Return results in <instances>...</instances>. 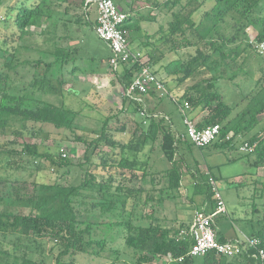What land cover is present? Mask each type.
Instances as JSON below:
<instances>
[{
  "label": "trees",
  "instance_id": "16d2710c",
  "mask_svg": "<svg viewBox=\"0 0 264 264\" xmlns=\"http://www.w3.org/2000/svg\"><path fill=\"white\" fill-rule=\"evenodd\" d=\"M147 1L153 8H159L161 11L165 9L170 13L166 16L172 19L168 22L167 37L172 42V49L193 48L195 50L194 54L187 59H176L163 67L167 77L172 79L178 87L194 82L179 98H172V102L179 109L183 124L184 103L187 102L190 105L187 111L189 116L191 112L198 109L206 112V116L197 124L199 129L212 125L221 126L219 140L208 147L199 148L200 150L232 151L236 149L239 140L252 134L264 119V55L258 52L256 45L254 47L250 43L236 45V35L226 38L219 29L228 17H232L240 23L239 30L242 28L245 30L247 26L254 28L256 44H263L264 14L260 13L264 9V0ZM209 1L213 2L212 8L202 13L197 21L196 15H200ZM89 8L86 6V0H19L15 6L7 9L2 22L6 25L9 22L12 23L17 31L15 33L17 38L21 40L31 37L32 33L29 28L40 29L42 35H47L46 41L54 45L53 50L48 51V54L54 56L55 59L51 62L42 59L33 61L36 72L32 82L16 91L11 85L12 79L8 71H14L21 65L31 64V61L18 62V40L13 41L15 44L12 48L8 39H1L0 50L4 58V68L7 71H0V134L10 133L14 138H19L24 134L35 136L37 131L28 129L29 123L51 125L58 130L74 132L79 113L67 108L63 101L56 104L47 101L43 96L55 95L60 91L54 86V80L61 84V89L66 87L67 80L64 72L67 68L74 66L71 74H75L80 69L76 65L79 49L75 48V41L69 37L68 46L62 48L56 41V32L60 23L64 28H68L69 23H74L73 18H76L75 23L94 26L95 31L97 20L94 23L90 20ZM176 8L178 10L174 11ZM126 14L129 15L128 19L121 25V28L127 31L131 43L134 33L142 30L145 17L134 15L132 12ZM251 53L258 60V68L254 71L250 70ZM151 56L150 64H158L154 55ZM110 58L111 55L103 60L109 63ZM138 69L137 66L125 65L121 72H114L110 67L111 73L116 76V80L122 86L123 106L119 113L103 121L100 135L93 139L89 146L96 149L103 145L112 150H119L120 153L139 154L144 152L149 142L154 144L161 137V151L165 160L171 164L164 175L168 186L161 192L162 195L169 196V192L179 191L183 186L186 167L183 157L184 150L192 154L196 146L186 137V130L182 134L174 133L171 119L167 120L169 114L166 109H164L165 113L161 112L164 113L163 117L146 116L145 119L149 122L147 129L144 128V123H137L128 117L121 119L120 115L128 116L134 111L138 113L139 106L146 107L147 101L152 99L155 101L157 99L154 109L159 110L164 98L171 96V90L165 93V96L151 90L139 95L143 102H134L126 95V90ZM240 70L251 76L255 84L250 93L241 100L246 101L245 107L235 114L237 106L225 103L223 94L215 89V84L222 80L234 82ZM78 140L82 139L78 138ZM243 144H248L253 148V152L248 155H257V160L253 165L257 169L264 167V132L254 133ZM0 154H7L11 158L10 163L21 160L25 155L33 157L35 161L50 160V156L40 153L37 146L23 144L21 150L17 149L15 139L10 143H0ZM112 155H101L100 163L95 165V173L88 170L83 182L77 186H66L59 183H28L11 178L0 179V234L4 239L13 237L17 242V245H14L10 251L4 249L2 241L0 254L3 257L14 255L17 261L20 257L21 264H46L45 260L36 263L34 255L37 254V250L43 249L42 245L35 246V244L48 241L52 245L49 258L54 259L55 252L58 253L55 264H61L62 258L80 254L102 256L107 249V241L93 236L94 224L81 219V206L86 205L88 199H92L90 207L88 208L89 205H87L85 208L87 213L99 209L101 214H106L119 206L127 212V201L137 198L145 191L142 185L132 187L131 184L135 180L142 182L150 175L147 171L139 169L136 162L124 157L116 159ZM58 165L70 166L61 157ZM195 165L198 168L195 171L196 180L191 184L193 194L203 196L202 204L206 203L208 206L206 212H213L215 200L209 180L214 178L216 181V178L210 172L199 169L197 161ZM98 177H101V180ZM154 180L152 176L150 182L154 184ZM153 199L148 196L145 204ZM159 202L163 203V196L159 198ZM128 213L134 218L132 212ZM226 215L216 218L217 228ZM147 218L150 220L147 226H144L145 224L136 225L134 219L131 218L128 221L108 222L113 224H109L110 229L113 226L125 228L124 242L129 249L135 252L136 264H154L156 258L169 256L176 260L170 264L193 263L197 257L186 258L192 245L190 239L179 236L187 225L182 223L177 228H167L157 223V219L152 215ZM108 223L105 221L99 224ZM257 230L250 236L258 238L264 248V226L260 225ZM218 236L222 242H226L219 230ZM181 257H185V260L178 262L177 259ZM203 257L204 264H231L234 259H245L250 264H264L258 263L248 255L229 259L218 258L211 253ZM228 260L232 261L228 262Z\"/></svg>",
  "mask_w": 264,
  "mask_h": 264
},
{
  "label": "rangeland",
  "instance_id": "374dc122",
  "mask_svg": "<svg viewBox=\"0 0 264 264\" xmlns=\"http://www.w3.org/2000/svg\"><path fill=\"white\" fill-rule=\"evenodd\" d=\"M17 2L19 0H0V49L2 46L1 39H8L12 48L15 44L13 41L18 40V62L31 61V64L21 65L14 71H8L12 79L11 85L16 91L32 82L36 72L33 67V61L42 59L46 62H51L55 59L54 56L48 54V51L53 50L54 45L46 41L47 35H42L40 29L29 28L32 36L19 40L15 35L17 31L12 23L9 22L6 25L2 22L7 9L15 6ZM115 3L118 4L119 9L126 13H130L133 8L132 13L134 15L145 17V21L142 24L143 32L135 33L131 42V49L138 51L141 41V44L146 43V47L150 43L149 49H144V51L141 49V52L144 53L146 58L150 59V63L151 55H154L153 57L156 61L158 60V64L152 65V68L156 76L164 83V86L166 85L165 92L168 93L171 90V96L164 98V102L158 108L159 110L155 111L154 109L157 99L156 101L152 99L147 101L146 107L142 108L138 105L140 108L138 113L134 111L130 112L128 116L125 114L120 115L121 119L128 117L137 123H144L143 126L147 129L149 122L146 121V116L163 117L167 110L169 114L167 120L171 119L174 133H184L186 127L182 122L177 105L172 102V98H179L186 88L192 86L194 82L178 87L172 79L167 77L163 67L176 59H187L194 54L195 50L193 48L172 49V42L167 37L168 22L172 19L170 20V17H166L170 14L167 10L163 9L161 11L159 8H153L147 0H115ZM212 6L213 2H207L200 15H196V20L198 21L202 13L210 10ZM176 10L178 8L174 11ZM88 13L90 20L94 23L97 16V8L94 4L91 5ZM260 14H264V9ZM75 19L73 18L74 23H69L68 28H64L61 23L59 24L56 32V41L60 47L66 48L69 43V37H72L71 39L76 43L75 48L79 49L76 65L80 69L75 74H71L74 66L67 68L64 72L67 80L66 87L61 89V84L54 80V86L60 91L55 95L43 96L44 99L52 103L57 104L63 101L67 108L79 113L75 123V130L74 132L58 130L51 125L29 123L28 129L37 131L35 136L24 134L19 138H14L10 133L0 134V143H10L15 139L16 148L19 150H21L23 144H28L37 146L40 153L50 156V160L35 161L33 157L25 155L21 160L10 163L11 158L7 154H0V179L11 178L28 183H59L66 186H77L83 182L88 170L95 173V165L100 163L101 155L107 154L109 156L113 154L112 156L116 159L124 157L134 161L139 169L147 171L150 175L142 182L135 180L131 184L132 187H140L142 185L145 191L137 198L127 201V212H124L123 208L119 206L117 209H111L106 212V214H101L99 209L87 213L85 208L87 205H89V208L90 203L93 202L92 199H88L87 204L81 206V219L94 224L93 236L97 239H105L107 241V249L100 257L91 254H80L74 257L62 258L61 264H136L137 256L135 252L129 249L124 242L125 228L113 226L110 229L108 226L113 224L108 222L113 221L111 223H114L117 220L128 221L131 218L134 219V224H145L144 226H147L148 222H150L147 217L152 215V217L160 221L161 225L177 228L181 221H187L195 211V205L191 202L194 196L193 187L191 188L193 185L191 184L196 180L195 171L198 168L195 165V161L199 163V169L210 172L215 176L217 187L227 206L229 214L224 216L219 222L220 229L227 231L226 236L228 238H236L242 232L248 236L242 238H251L250 235L255 230L258 231L257 229L260 228V225L261 227L264 226V167L257 169L253 165L257 160V155H248L247 152L241 151V147L243 142L247 141L254 133L264 132V119L252 134L241 138L236 145V149L232 151L200 150L195 147L192 154H189L184 150L185 154L183 157L186 167L183 175V186L179 191L169 192V196L166 194L162 195L163 189L168 186L167 179L164 176L165 171L171 167V164L165 160L161 151V137L154 144L149 142L144 152L139 154L132 152L120 153L119 150H112L103 145L98 146L96 149L89 146V143L100 135L103 121L121 110L124 92L115 75L111 73L109 63L103 60L111 55L106 43L97 36L93 30L94 26L75 23ZM239 27L240 23L236 19L228 17L220 26L219 31L226 38L236 35V45H247L250 43L254 47L256 45L255 29L247 26L245 30L244 28L239 30ZM141 35H147L145 36L147 39L145 37L141 39ZM2 55L0 50V71L4 72L7 70L4 68ZM249 63L251 64V71L258 68V60L254 58L253 53L250 55ZM237 75L238 77L234 82L222 80L215 84V89L223 94L225 103L234 107L237 106L235 114L245 107L246 101L242 102L241 100L250 93L255 84V80L244 71H238ZM160 95L165 96L164 93H160ZM134 102L136 101L134 100ZM142 112H145V116L142 115ZM78 138L82 140L79 141ZM150 150L152 151L150 152ZM60 157L66 160L70 166H59ZM152 176L155 178L154 184L150 182ZM98 179L101 180V177H98ZM148 196L154 199L145 204ZM161 196H163V203L159 202ZM128 212H132L134 218ZM247 218H250V220H245ZM105 221L108 224H99ZM2 241L4 242V249L10 251L14 245H17L15 238L4 239L2 234H0V243ZM37 245H42L43 249L37 250V254L34 255V261L40 263L45 260L46 264H55V258L58 253L55 252L54 259L52 257H50L51 259L49 258L51 243L40 241L35 244V246ZM16 259L14 255L3 257L0 254V264L1 262L2 264H21L20 257L18 261ZM204 261V257L200 256L195 258L191 264H204ZM231 261L228 260V262ZM154 264L170 263L164 258H156ZM231 264L250 263L245 259H234Z\"/></svg>",
  "mask_w": 264,
  "mask_h": 264
},
{
  "label": "built area",
  "instance_id": "2783aa9c",
  "mask_svg": "<svg viewBox=\"0 0 264 264\" xmlns=\"http://www.w3.org/2000/svg\"><path fill=\"white\" fill-rule=\"evenodd\" d=\"M93 4L96 6L98 14L95 32L111 51L110 67L114 72H121L125 65L139 67L133 75L132 83L126 90V95L141 103L143 100L139 97L140 94L148 93L151 90L165 94V86L156 76L150 59L146 58L143 52L131 49L128 33L121 28L129 15L122 12L113 0H86L87 7H91ZM256 48L259 53L264 55V43L256 44ZM189 108V103L185 102L183 118L186 137L197 148H205L217 142L221 135V126L212 125L205 129H199L197 123L188 115ZM142 115L145 116V112H142ZM241 151L251 153L253 148L248 144H243ZM209 182L214 193V211L206 212L208 206L204 203L195 211L192 223L179 234L182 238H189L192 243L186 258L200 257L211 253L218 258L229 259L248 255L259 263H264V248L258 238H243L226 242L219 239L216 218L228 214V209L215 179L211 178ZM164 259L169 263L176 261L171 256ZM184 260L185 257L177 259L178 262Z\"/></svg>",
  "mask_w": 264,
  "mask_h": 264
},
{
  "label": "crops",
  "instance_id": "0c3cea01",
  "mask_svg": "<svg viewBox=\"0 0 264 264\" xmlns=\"http://www.w3.org/2000/svg\"><path fill=\"white\" fill-rule=\"evenodd\" d=\"M132 11H133V8H132ZM131 11V12H132ZM138 11V10H137ZM97 17H98V14H97V16H96V19H95V22H96V20H97ZM141 32H143V28H142V30L139 32V33H141ZM134 35H135V33H134ZM145 36H147V35H141V39L142 38H144ZM132 39H133V34H132ZM145 39H147V37H145ZM142 43V41L140 42V44H139V47H138V51H144V49H149V45H150V43L147 45L148 47H146V43L145 44H141ZM142 49V50H141ZM206 116V112H203V111H201V109H198V110H195V111H193V112H191V114H190V117L192 118V120L193 121H195L197 124H199L201 121H202V119L204 118ZM208 170V169H207ZM194 195V194H193ZM193 198V204L195 205V211L196 210H198L203 204V200H204V197L203 196H193L192 197ZM191 198V199H192ZM195 211L192 213V215H191V217H189L188 219H187V221H184V222H180L179 223V225L180 224H182V223H186L185 225H189V224H191L192 223V221H193V218H194V214H195ZM228 214H229V212H228ZM227 214V215H228ZM245 220H250V218H247V219H245ZM157 223H159V224H161L160 223V221L159 220H157ZM165 227V226H164ZM219 227V226H218ZM167 228H169V227H167ZM218 230L220 231V234H221V237L224 239V240H226V241H231V240H235V239H243L242 237H248L247 235H245L243 232L240 234V235H238L236 238H228L227 236H226V233H227V231H222L221 229H220V227L218 228Z\"/></svg>",
  "mask_w": 264,
  "mask_h": 264
}]
</instances>
